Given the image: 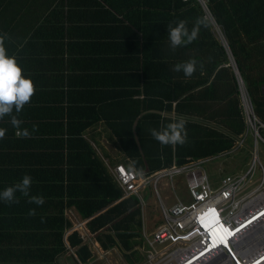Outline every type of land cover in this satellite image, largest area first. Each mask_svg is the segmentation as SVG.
Masks as SVG:
<instances>
[{
	"label": "trees",
	"instance_id": "trees-1",
	"mask_svg": "<svg viewBox=\"0 0 264 264\" xmlns=\"http://www.w3.org/2000/svg\"><path fill=\"white\" fill-rule=\"evenodd\" d=\"M102 1L108 8L119 10L142 32L143 53L149 62L147 71L143 72L144 80L149 83L147 87L143 85L141 104L158 113L145 115L135 132L130 125L129 131L120 136V151L131 160L129 164L135 161V170L142 172L146 163L148 171H155L170 167L173 162L182 165L187 159L230 150L246 129L231 58L255 115L264 123V0H206L231 58L196 0ZM198 18L205 22L200 25L197 38L173 49L169 25L174 27L178 21L185 20L191 32ZM189 60L196 61V70L190 77L182 70L174 71L175 65ZM179 120L184 121L187 132L183 145H162L151 135L152 129L162 130ZM69 132V153L64 155L63 138L58 139L53 153L54 170L46 177L49 185L42 189L43 198L48 201L47 215L29 214L32 211L29 201L36 186L31 185L28 196L17 191L18 202L0 199V264H59V257L69 251H73L70 256L77 263L89 264L92 254L79 232L73 230L65 238L67 228L71 227L64 216L66 206H74L81 217L89 218L86 227L96 233L95 240L103 251L120 248L127 264L142 262L141 254L135 249L142 243L137 198L119 200L122 189L95 157L92 146L80 139L79 131ZM260 133L264 137V129ZM79 152H85L87 162L80 161ZM83 167L90 173L83 175ZM26 174L32 179L41 175L30 170L21 176ZM78 174L83 176L76 177ZM92 174L98 175L97 182L87 177ZM18 180L16 175L5 180L0 176L6 187L17 184ZM0 187L3 188L1 184Z\"/></svg>",
	"mask_w": 264,
	"mask_h": 264
},
{
	"label": "crops",
	"instance_id": "crops-1",
	"mask_svg": "<svg viewBox=\"0 0 264 264\" xmlns=\"http://www.w3.org/2000/svg\"><path fill=\"white\" fill-rule=\"evenodd\" d=\"M141 33L102 0H0V37L6 54L16 58L35 88L30 102L19 113L13 110L12 115L21 121L19 127L13 126L9 115L0 119V128L6 130L0 139L2 180L16 175L19 183L22 172L36 170L41 175L32 179L31 185L36 186L32 197H43L42 189L49 185L46 177L54 170L58 139L63 138L64 155L69 153V130L81 133L80 139L92 146L110 177L114 166L129 167L131 160L120 151L121 133L129 131L130 125L135 132L142 117L158 113L141 104L143 85L149 83L143 78L149 62ZM25 129L28 137L17 136ZM78 155L87 162L85 152ZM86 169L82 168L83 175L90 173ZM87 177L97 182L98 175ZM0 184L7 186L4 181ZM30 209L35 217L47 215L48 201L32 203ZM64 216L71 223L65 238L78 231L73 229L75 221L88 230L89 218L81 217L74 206H66ZM95 235L91 245L83 238L92 259L94 251L103 252ZM71 253L61 255L58 263L73 260Z\"/></svg>",
	"mask_w": 264,
	"mask_h": 264
},
{
	"label": "built area",
	"instance_id": "built-area-1",
	"mask_svg": "<svg viewBox=\"0 0 264 264\" xmlns=\"http://www.w3.org/2000/svg\"><path fill=\"white\" fill-rule=\"evenodd\" d=\"M188 1V0H183ZM206 17L218 30L220 40L230 55L229 48L213 20L206 0H196ZM231 58V55H230ZM231 64L239 85V102L246 129L230 150L199 159H187L182 165L138 172L119 164L110 169L114 182L122 189L119 200L135 196L143 213L144 191L158 197L162 220L147 232L140 229L142 255L140 264H264V170L260 165L257 143L264 144L260 130L264 123L253 110L243 82L234 63ZM250 135L254 151L251 164L243 173L210 178L204 165L226 158L245 143ZM260 177L255 179L257 169ZM67 166H65V170ZM164 185L174 193L181 185L182 194L166 205L159 193Z\"/></svg>",
	"mask_w": 264,
	"mask_h": 264
},
{
	"label": "clouds",
	"instance_id": "clouds-1",
	"mask_svg": "<svg viewBox=\"0 0 264 264\" xmlns=\"http://www.w3.org/2000/svg\"><path fill=\"white\" fill-rule=\"evenodd\" d=\"M204 22L203 19L198 18L191 32H189L185 20L178 21L174 27L169 25L170 46L175 49L179 46L192 43L198 36L200 25L204 24ZM195 65V60H189L185 63L175 65L174 71L179 72L182 70L185 76L190 77L196 70ZM22 72L23 70L17 63L16 58L6 54L4 39L0 37V119L5 115L11 116V123L14 127H19L21 121L17 119V116L12 115L13 110L19 113L23 109V106L30 102L35 92L32 79L24 76ZM5 131V129L0 128V139L4 137ZM151 135L162 145H183L186 141L187 132L184 121L179 120L167 124L162 130L152 129ZM17 136L28 137L29 133L25 129L23 132L18 131ZM247 138H245V142ZM134 165L135 161H132L129 164V169H132ZM31 183V176L24 175L20 183L8 186L0 192V199L9 203L18 202L15 193L20 191L24 196H28ZM29 202L42 205L44 199L43 197L33 196ZM29 214H35L34 210L30 211Z\"/></svg>",
	"mask_w": 264,
	"mask_h": 264
},
{
	"label": "rangeland",
	"instance_id": "rangeland-1",
	"mask_svg": "<svg viewBox=\"0 0 264 264\" xmlns=\"http://www.w3.org/2000/svg\"><path fill=\"white\" fill-rule=\"evenodd\" d=\"M215 36L218 40H220V35L218 30H215ZM246 144L242 145L240 148H238V151H236L234 154L226 157V158H220L215 161L209 162L206 165H204V169H206V172L210 178H220L224 175H231V174H239L244 173L251 164V154L254 151L253 147V140L250 135L247 136ZM250 148V151H249ZM257 152L259 153L260 157V165L263 166L264 170V144L263 142L259 141L257 143ZM261 169H257L254 177L255 179H258L260 177V172L263 171ZM159 193L166 203L167 206L173 203L175 194L177 196L185 197L182 194V187L181 185H177L175 193L164 185L163 181L161 182L159 186ZM144 200L145 205L142 213V223H144V226L146 228V231L149 232L153 230L155 223H159L162 220V214L161 209L159 205L158 197L155 195L154 192H152L150 195L147 193V191H144ZM75 213H71V218L75 217ZM75 220V219H74ZM82 222L81 225L75 221V225L73 229H78L79 234L84 238V240L87 241L89 245L90 243H93V240H91V236L93 235L91 232L86 230L85 226ZM94 251V250H93ZM59 264H78L74 259L71 258H64L59 260ZM89 264H127L122 256V252L120 248H113L109 251H103V252H93V259L90 261Z\"/></svg>",
	"mask_w": 264,
	"mask_h": 264
},
{
	"label": "water",
	"instance_id": "water-1",
	"mask_svg": "<svg viewBox=\"0 0 264 264\" xmlns=\"http://www.w3.org/2000/svg\"><path fill=\"white\" fill-rule=\"evenodd\" d=\"M230 55H231V53H230ZM236 73H238V72L236 71ZM144 171H146V172L148 171V167H147V164L146 163H145V169H144Z\"/></svg>",
	"mask_w": 264,
	"mask_h": 264
}]
</instances>
